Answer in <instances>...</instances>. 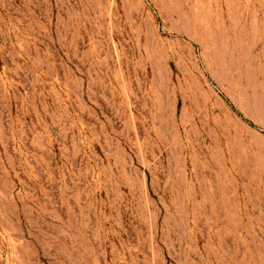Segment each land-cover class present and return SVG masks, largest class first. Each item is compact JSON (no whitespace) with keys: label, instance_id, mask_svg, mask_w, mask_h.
Returning <instances> with one entry per match:
<instances>
[{"label":"rangeland","instance_id":"374dc122","mask_svg":"<svg viewBox=\"0 0 264 264\" xmlns=\"http://www.w3.org/2000/svg\"><path fill=\"white\" fill-rule=\"evenodd\" d=\"M0 264H264V0H0Z\"/></svg>","mask_w":264,"mask_h":264}]
</instances>
